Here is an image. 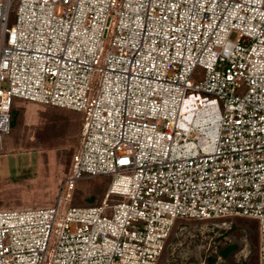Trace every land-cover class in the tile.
Instances as JSON below:
<instances>
[{"label":"built area","instance_id":"1","mask_svg":"<svg viewBox=\"0 0 264 264\" xmlns=\"http://www.w3.org/2000/svg\"><path fill=\"white\" fill-rule=\"evenodd\" d=\"M15 1L0 140L14 99L84 119L56 205L0 210V264H159L177 219L236 216L259 221L264 264V0H18L11 24ZM100 176L102 204L67 206Z\"/></svg>","mask_w":264,"mask_h":264},{"label":"rangeland","instance_id":"2","mask_svg":"<svg viewBox=\"0 0 264 264\" xmlns=\"http://www.w3.org/2000/svg\"><path fill=\"white\" fill-rule=\"evenodd\" d=\"M17 8L18 0L13 6L11 24L15 22ZM200 73L197 80L203 76V71ZM94 83H98V74ZM241 90L244 92L245 86ZM14 105L17 124L0 140V210L55 206L62 183L71 173L84 114L21 99H14ZM38 135L43 138L41 141ZM111 179L100 176L78 181L67 206L102 204ZM67 193L63 189V199ZM109 202H113V197ZM222 221L233 222V228L213 229L212 223ZM225 237L236 240L239 249L228 259L218 260L213 250ZM168 242L159 264H260L259 221L253 218L177 219Z\"/></svg>","mask_w":264,"mask_h":264},{"label":"water","instance_id":"3","mask_svg":"<svg viewBox=\"0 0 264 264\" xmlns=\"http://www.w3.org/2000/svg\"><path fill=\"white\" fill-rule=\"evenodd\" d=\"M238 249H239V245H238L237 243L230 244V245L224 247V248L220 251V256H221L223 259H228V258L230 257V255H231L233 252H236Z\"/></svg>","mask_w":264,"mask_h":264},{"label":"trees","instance_id":"4","mask_svg":"<svg viewBox=\"0 0 264 264\" xmlns=\"http://www.w3.org/2000/svg\"><path fill=\"white\" fill-rule=\"evenodd\" d=\"M11 116H12V120H11V122H12V128H13V127H15L16 124H17V116H18V111L16 110V107H15L14 104H13V106H12ZM60 134H61V133H60ZM38 138H39L40 141L43 139V138L41 139V136H40V135H38ZM99 205H100V204H99ZM94 206H96V205H94Z\"/></svg>","mask_w":264,"mask_h":264},{"label":"bare ground","instance_id":"5","mask_svg":"<svg viewBox=\"0 0 264 264\" xmlns=\"http://www.w3.org/2000/svg\"><path fill=\"white\" fill-rule=\"evenodd\" d=\"M188 107H189L188 105L185 106V111H187Z\"/></svg>","mask_w":264,"mask_h":264}]
</instances>
